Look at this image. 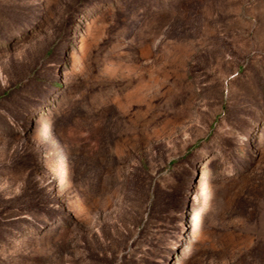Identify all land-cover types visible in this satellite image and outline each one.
Returning a JSON list of instances; mask_svg holds the SVG:
<instances>
[{"label": "rangeland", "instance_id": "rangeland-1", "mask_svg": "<svg viewBox=\"0 0 264 264\" xmlns=\"http://www.w3.org/2000/svg\"><path fill=\"white\" fill-rule=\"evenodd\" d=\"M0 264H264V0H0Z\"/></svg>", "mask_w": 264, "mask_h": 264}, {"label": "trees", "instance_id": "trees-1", "mask_svg": "<svg viewBox=\"0 0 264 264\" xmlns=\"http://www.w3.org/2000/svg\"><path fill=\"white\" fill-rule=\"evenodd\" d=\"M175 163V161H172L171 164ZM156 201H157V197H156ZM154 208H155V204H154Z\"/></svg>", "mask_w": 264, "mask_h": 264}]
</instances>
